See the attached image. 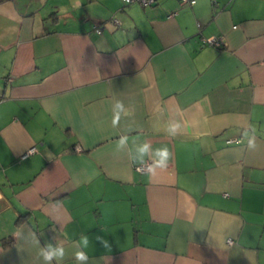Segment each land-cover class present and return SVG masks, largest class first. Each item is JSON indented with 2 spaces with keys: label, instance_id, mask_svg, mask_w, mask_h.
I'll list each match as a JSON object with an SVG mask.
<instances>
[{
  "label": "crops",
  "instance_id": "obj_1",
  "mask_svg": "<svg viewBox=\"0 0 264 264\" xmlns=\"http://www.w3.org/2000/svg\"><path fill=\"white\" fill-rule=\"evenodd\" d=\"M121 2L0 0V264H264V0Z\"/></svg>",
  "mask_w": 264,
  "mask_h": 264
},
{
  "label": "clouds",
  "instance_id": "obj_2",
  "mask_svg": "<svg viewBox=\"0 0 264 264\" xmlns=\"http://www.w3.org/2000/svg\"><path fill=\"white\" fill-rule=\"evenodd\" d=\"M116 108L120 109L121 111L123 110V103L122 102H117ZM119 117H120V112L116 111L114 113V118H113V124H118L119 123ZM179 124H173L169 132L171 134H175L176 129L179 128ZM124 140L123 138L121 139L120 143H123ZM249 147H254V142L250 141L249 142ZM161 160L158 162V166L162 167H167L168 160L170 158V153L167 148H161L157 150ZM155 168H150L149 172L152 173L154 172ZM96 240L104 247V248H110L109 242L104 239L101 236H97ZM79 243L82 245V249L84 250H78L74 253V259L76 261V264H88L89 257L85 249L89 245V237L87 235H84L80 238ZM39 257L43 260L44 264H52L53 260H56L59 264L60 261H62L65 258V249L64 247L57 242L56 246H53L52 243L48 242L46 243L43 247L40 248L39 250Z\"/></svg>",
  "mask_w": 264,
  "mask_h": 264
},
{
  "label": "built area",
  "instance_id": "obj_3",
  "mask_svg": "<svg viewBox=\"0 0 264 264\" xmlns=\"http://www.w3.org/2000/svg\"><path fill=\"white\" fill-rule=\"evenodd\" d=\"M122 2L125 5L137 4V5H140L143 7H150V6L155 5L158 2V0H122ZM178 2L181 5L193 6L197 2V0H178ZM114 23H116V19H114ZM97 32H99V29H97ZM203 42L208 43L209 45H212L215 47L222 46V40L218 37L203 39ZM34 152H35V148H31L27 151L26 155L33 154ZM148 166L149 165L147 163H144V164L138 165L136 167V170H138L139 172H143L146 169H148ZM227 242H228V244L232 243V241L230 239H228Z\"/></svg>",
  "mask_w": 264,
  "mask_h": 264
},
{
  "label": "trees",
  "instance_id": "obj_4",
  "mask_svg": "<svg viewBox=\"0 0 264 264\" xmlns=\"http://www.w3.org/2000/svg\"><path fill=\"white\" fill-rule=\"evenodd\" d=\"M10 242V240H9V238L8 239H5L4 241H3V244L5 245V244H8Z\"/></svg>",
  "mask_w": 264,
  "mask_h": 264
},
{
  "label": "rangeland",
  "instance_id": "obj_5",
  "mask_svg": "<svg viewBox=\"0 0 264 264\" xmlns=\"http://www.w3.org/2000/svg\"><path fill=\"white\" fill-rule=\"evenodd\" d=\"M122 3V2H121ZM65 18L67 17V16H64ZM74 24H76V21L74 22Z\"/></svg>",
  "mask_w": 264,
  "mask_h": 264
}]
</instances>
